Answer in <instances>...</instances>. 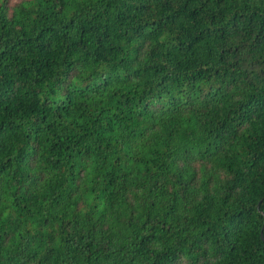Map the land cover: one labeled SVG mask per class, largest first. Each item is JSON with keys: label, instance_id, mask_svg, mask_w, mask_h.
Instances as JSON below:
<instances>
[{"label": "trees", "instance_id": "obj_1", "mask_svg": "<svg viewBox=\"0 0 264 264\" xmlns=\"http://www.w3.org/2000/svg\"><path fill=\"white\" fill-rule=\"evenodd\" d=\"M0 264H264V0H0Z\"/></svg>", "mask_w": 264, "mask_h": 264}]
</instances>
